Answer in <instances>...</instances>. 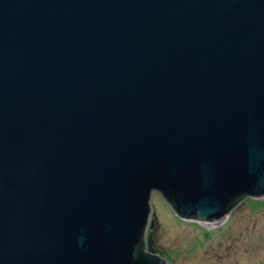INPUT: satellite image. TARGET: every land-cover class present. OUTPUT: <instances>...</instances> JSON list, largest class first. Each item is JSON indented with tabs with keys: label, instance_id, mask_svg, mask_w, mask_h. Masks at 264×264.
Returning <instances> with one entry per match:
<instances>
[{
	"label": "water",
	"instance_id": "95a60500",
	"mask_svg": "<svg viewBox=\"0 0 264 264\" xmlns=\"http://www.w3.org/2000/svg\"><path fill=\"white\" fill-rule=\"evenodd\" d=\"M155 191L264 198V0H0V264H169Z\"/></svg>",
	"mask_w": 264,
	"mask_h": 264
},
{
	"label": "rangeland",
	"instance_id": "374dc122",
	"mask_svg": "<svg viewBox=\"0 0 264 264\" xmlns=\"http://www.w3.org/2000/svg\"><path fill=\"white\" fill-rule=\"evenodd\" d=\"M151 220L158 225L146 239L152 236L169 264H264V198H246L222 225L208 228L180 219L156 191Z\"/></svg>",
	"mask_w": 264,
	"mask_h": 264
},
{
	"label": "flooded vegetation",
	"instance_id": "af4514ba",
	"mask_svg": "<svg viewBox=\"0 0 264 264\" xmlns=\"http://www.w3.org/2000/svg\"><path fill=\"white\" fill-rule=\"evenodd\" d=\"M156 227H157V225L155 226V228H154V229H156ZM150 230H151V233H152V231H153V230H152V229H150ZM153 247H154V252H155V254H158V255H160V252H161V251H160V249H158V248H157V245H156V243L154 244V246H153ZM160 256H161V255H160Z\"/></svg>",
	"mask_w": 264,
	"mask_h": 264
},
{
	"label": "bare ground",
	"instance_id": "6f19581e",
	"mask_svg": "<svg viewBox=\"0 0 264 264\" xmlns=\"http://www.w3.org/2000/svg\"><path fill=\"white\" fill-rule=\"evenodd\" d=\"M156 192V191H155ZM158 192V191H157ZM154 193V192H153ZM162 194V193H161ZM153 195V194H152ZM148 238V237H147ZM154 242V241H153ZM146 243H148V241H146ZM148 245V244H147ZM154 245V244H153Z\"/></svg>",
	"mask_w": 264,
	"mask_h": 264
},
{
	"label": "trees",
	"instance_id": "16d2710c",
	"mask_svg": "<svg viewBox=\"0 0 264 264\" xmlns=\"http://www.w3.org/2000/svg\"><path fill=\"white\" fill-rule=\"evenodd\" d=\"M244 200H245V199H244ZM244 200H242V201L240 202V204H241ZM240 204H239V205H240Z\"/></svg>",
	"mask_w": 264,
	"mask_h": 264
}]
</instances>
